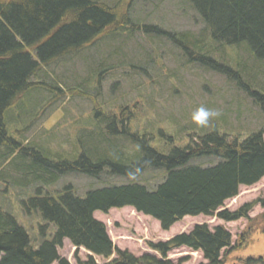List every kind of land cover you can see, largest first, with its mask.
<instances>
[{"label": "trees", "instance_id": "obj_1", "mask_svg": "<svg viewBox=\"0 0 264 264\" xmlns=\"http://www.w3.org/2000/svg\"><path fill=\"white\" fill-rule=\"evenodd\" d=\"M118 1L0 0V180L11 173L21 189L41 185L23 204L27 213H38L45 223L40 227L44 241L34 248L27 231L0 205V264H70L58 254L64 240L102 258L104 264H174L167 257L178 248L202 252L209 264H223L221 252L232 246L227 229L219 226L211 231L205 224L167 242L150 243L162 259L151 255L136 258L115 247L106 226L94 218L96 212L107 214L126 207L154 218L165 231L185 217L216 216L227 223L247 220L234 248L245 247L255 232L264 233V213L250 218L257 205L264 208V200L249 202L234 212L221 210L238 197L241 187H253L264 179V129L243 140L217 129L203 135L193 133L189 145L163 154L151 146L147 133L132 130L134 113L129 111L133 107H104L89 92L61 91L53 73L45 71L68 58L77 56L83 61L81 53L98 40L114 42L124 27L118 13L123 3ZM184 4L200 18L202 36L167 33L146 25L144 33L167 37L185 56L195 54L191 61L225 75L244 90L264 118V91L252 90L244 81V75L250 73L248 77L254 75L255 82H264V0H184ZM226 48L234 49L237 56L246 53L250 71L232 68ZM220 56L223 64L218 62ZM113 68L92 72L87 89L95 87L100 96L105 76ZM60 93L81 96L92 104V119L85 123L90 131L78 139V152L76 149L71 157L25 145L12 136L16 126L11 120L18 122V113L24 116L26 110L36 109L45 94L55 100ZM168 139L163 145L175 143L173 137ZM202 158L213 159L215 164H190ZM149 170L163 172L162 182L152 190L140 184L112 186L92 190L82 199L70 184L55 196L44 189L71 173L135 178ZM114 253L117 257L111 259ZM243 263L264 264V259ZM78 264L98 263L90 256Z\"/></svg>", "mask_w": 264, "mask_h": 264}, {"label": "rangeland", "instance_id": "obj_2", "mask_svg": "<svg viewBox=\"0 0 264 264\" xmlns=\"http://www.w3.org/2000/svg\"><path fill=\"white\" fill-rule=\"evenodd\" d=\"M118 2L123 3V9H118V13L123 17L121 23H124V27L122 34H116V42L109 38L98 40L81 53L83 61L76 56L45 69L50 74L53 73L61 91L80 89L89 92L104 107H116L120 104L133 107L129 111L134 113L131 118L132 130L147 133L151 146L158 148L163 154H169L174 147L189 145L192 142L190 135L193 133L203 135L217 129L228 133L231 138L233 136L243 140L257 130L264 129V118L260 109L253 104L244 90L229 81L225 75L206 69L199 61V64L191 61V58H196L195 54L192 53L191 58L185 56L167 37L144 33L143 25H146L156 26L167 33L184 31L202 36L204 26L190 6L184 4V0ZM226 52L230 55L229 65L232 68L238 71L239 66L243 73L250 71L252 64L249 62L250 65H247L244 57L246 53L237 56L232 48H226ZM221 57H218V62L223 64L225 61ZM110 67L114 68L106 74L100 96L95 87L87 89L91 79L87 80L92 72H100ZM244 76L249 88L258 89V92L264 91L261 88L264 87L262 79L259 84L253 79L254 75L248 77L249 73ZM251 79L255 84L250 82ZM53 98L50 94H45L40 99L34 98L39 99L36 109L26 110L24 116L18 113V122L11 120L12 126H16L15 136H12L25 145L46 147L50 153L71 157L78 148V139L90 131L87 130L89 125L85 123L92 119V104L81 96L66 97L60 93L58 98ZM201 105L220 112L207 127L197 126L191 118L192 113ZM168 137L174 138L173 145H163L168 142ZM159 142H162L160 145L164 148L158 145ZM190 164L208 167L215 163L213 159L202 158L193 160ZM15 165L20 166V163L16 162ZM162 174V171L149 170L135 178L108 173L93 178L85 174L71 173L61 177L56 184L44 185V189L55 196L64 185L70 184L77 196L84 199L90 191L105 187L140 184L149 189L155 188L162 182ZM16 183L17 178L11 173L4 180H0V205L27 231L32 246L39 248L44 241L40 227L45 223L38 213H27L23 202L33 193L35 187L41 185L33 184L21 189ZM258 199L264 200V179L253 187H241L238 197L227 201L221 210L234 212L244 204ZM263 213L264 208L257 205L250 212V218ZM94 218L106 226L115 247L128 251L136 258L151 255L162 259L150 247V243L167 242L178 235L189 234L197 225L206 224L211 231L219 226L224 227L232 236V246L221 252L220 260L223 264H244L249 259H264L262 231L255 232L245 247L234 248L239 235L248 226L247 220L227 223L216 216L185 217L165 231L157 220L130 207L112 209L107 214L96 212ZM58 254L70 264H78L90 256L98 264L106 263L85 249L77 250L68 240L63 241ZM116 257L114 253L111 259ZM167 260L174 264H209L202 252L187 248L171 251Z\"/></svg>", "mask_w": 264, "mask_h": 264}, {"label": "clouds", "instance_id": "obj_3", "mask_svg": "<svg viewBox=\"0 0 264 264\" xmlns=\"http://www.w3.org/2000/svg\"><path fill=\"white\" fill-rule=\"evenodd\" d=\"M220 115V112L215 109H210L201 105L192 113V121L199 127H207L213 118Z\"/></svg>", "mask_w": 264, "mask_h": 264}]
</instances>
